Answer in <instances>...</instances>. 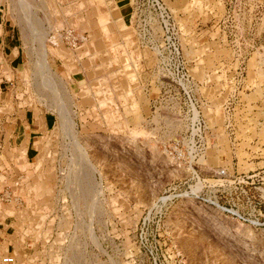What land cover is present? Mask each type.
I'll return each mask as SVG.
<instances>
[{"label": "rangeland", "instance_id": "374dc122", "mask_svg": "<svg viewBox=\"0 0 264 264\" xmlns=\"http://www.w3.org/2000/svg\"><path fill=\"white\" fill-rule=\"evenodd\" d=\"M164 2L179 59L110 0H0L25 58L0 86V256L264 264V0ZM32 112L56 120L28 158L11 134Z\"/></svg>", "mask_w": 264, "mask_h": 264}, {"label": "crops", "instance_id": "0c3cea01", "mask_svg": "<svg viewBox=\"0 0 264 264\" xmlns=\"http://www.w3.org/2000/svg\"><path fill=\"white\" fill-rule=\"evenodd\" d=\"M110 3L109 12L111 17L116 21L131 24L132 9L129 0H110ZM24 67V53L18 38L13 29H10L9 25L0 20V86L4 81H6V84L14 86L17 83V74L23 72ZM55 120L56 116L46 112L43 116L42 126L39 127L36 124L33 112L26 114L23 120L17 118L11 134L14 135L12 142L16 147H22L21 151H25L26 157L34 158L38 146L37 139L42 138L43 131L47 132L54 128ZM2 143L3 141H0V149L3 146ZM1 157L2 151H0V159ZM0 231H3V227H0Z\"/></svg>", "mask_w": 264, "mask_h": 264}, {"label": "built area", "instance_id": "2783aa9c", "mask_svg": "<svg viewBox=\"0 0 264 264\" xmlns=\"http://www.w3.org/2000/svg\"><path fill=\"white\" fill-rule=\"evenodd\" d=\"M129 3L132 9L131 24L138 36L161 39L157 52L169 53L179 59L182 55L180 23L164 0H129ZM82 40L84 38L78 36L72 29L49 34V42L52 45L61 42L75 48ZM16 262L14 253L0 256V264H16Z\"/></svg>", "mask_w": 264, "mask_h": 264}, {"label": "bare ground", "instance_id": "6f19581e", "mask_svg": "<svg viewBox=\"0 0 264 264\" xmlns=\"http://www.w3.org/2000/svg\"><path fill=\"white\" fill-rule=\"evenodd\" d=\"M22 11V10H21ZM42 81V80H41ZM44 89V88H43ZM106 101V100H105ZM62 103V102H61ZM61 107V106H60ZM88 177V176H87ZM90 209V208H89Z\"/></svg>", "mask_w": 264, "mask_h": 264}]
</instances>
